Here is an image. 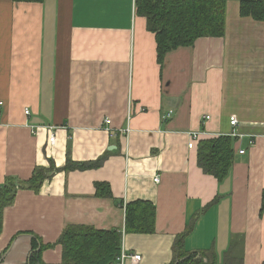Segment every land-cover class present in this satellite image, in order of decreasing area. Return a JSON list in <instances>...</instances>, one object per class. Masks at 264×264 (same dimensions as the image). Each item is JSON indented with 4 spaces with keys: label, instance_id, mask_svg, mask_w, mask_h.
Listing matches in <instances>:
<instances>
[{
    "label": "crops",
    "instance_id": "1",
    "mask_svg": "<svg viewBox=\"0 0 264 264\" xmlns=\"http://www.w3.org/2000/svg\"><path fill=\"white\" fill-rule=\"evenodd\" d=\"M0 102V185L50 170L4 210L0 264H29L32 237L53 245L45 264H61L67 226L119 231L139 264H173L186 228L193 261L215 248L224 264L238 243L239 264H264V24L240 17L237 1H227L222 38L160 65L135 0H0ZM223 135L234 163L217 180L198 167L196 145ZM101 183L111 197L97 195ZM137 201L156 209L151 234L125 231V206Z\"/></svg>",
    "mask_w": 264,
    "mask_h": 264
},
{
    "label": "trees",
    "instance_id": "2",
    "mask_svg": "<svg viewBox=\"0 0 264 264\" xmlns=\"http://www.w3.org/2000/svg\"><path fill=\"white\" fill-rule=\"evenodd\" d=\"M12 2H41L42 0H9ZM228 0H135V13L145 18L147 30L154 34L158 64L178 48L193 47L201 38H222L225 35L226 4ZM239 16L264 24V0H235ZM234 139L216 136L198 141L197 165L204 174L217 180L226 177L234 163ZM96 165L67 162L63 170H85ZM50 170H35L28 180L6 178L0 185V235L3 212L11 205L20 189L35 192L48 178ZM96 184L97 195L111 197L109 186ZM264 211V190L260 213ZM156 209L148 202H133L125 206V231L128 234H151ZM179 234L173 245V264H216L214 249L200 252V258L185 252L184 242L190 228ZM121 234L117 230H97L85 226H67L57 244L61 246V264H116L121 250ZM53 245H43L31 239L29 264H45L42 253ZM1 258V255H0Z\"/></svg>",
    "mask_w": 264,
    "mask_h": 264
},
{
    "label": "built area",
    "instance_id": "3",
    "mask_svg": "<svg viewBox=\"0 0 264 264\" xmlns=\"http://www.w3.org/2000/svg\"><path fill=\"white\" fill-rule=\"evenodd\" d=\"M2 103L0 102V107H1ZM24 114L25 115H28L29 114V111L25 109L24 111ZM171 115L168 114L166 117H170ZM206 119H209L208 117H206ZM110 123V120H105V124H109ZM230 125L231 126H236L237 125V120L235 118H231L230 119ZM49 130L52 131V128L50 127H47ZM203 133L202 132H192L190 133V140L187 144V147L189 149L193 148L194 144H195V141L199 139V137L202 135ZM233 137H235L236 135L235 134H232ZM49 143L50 144H54L55 143V137L52 133H50L49 135ZM250 145H253L254 144V139H252L250 142ZM239 154H243L244 151L243 150H239L238 152ZM158 181V177H156L154 179V182H157ZM141 261V256L138 255V254H129L127 253L123 248L121 249L120 251V254L119 256L116 258V264H139Z\"/></svg>",
    "mask_w": 264,
    "mask_h": 264
},
{
    "label": "rangeland",
    "instance_id": "4",
    "mask_svg": "<svg viewBox=\"0 0 264 264\" xmlns=\"http://www.w3.org/2000/svg\"><path fill=\"white\" fill-rule=\"evenodd\" d=\"M143 18V17H142ZM145 19V18H144ZM146 22V21H145ZM146 30H147V27H146ZM148 31V30H147ZM149 32V31H148ZM183 48V47H182ZM207 117V116H206ZM10 206V205H9ZM8 206V207H9ZM7 208V207H6ZM5 208V209H6ZM4 209V210H5ZM238 243H235L233 245L230 246L229 248V252L228 254H223L222 256V262H224V264H239L241 263L242 261V257H241V252H239L238 250ZM214 251H215V248H214ZM1 259V258H0Z\"/></svg>",
    "mask_w": 264,
    "mask_h": 264
}]
</instances>
